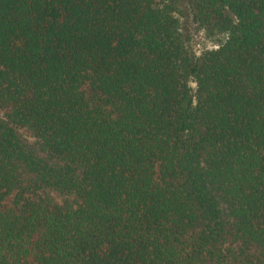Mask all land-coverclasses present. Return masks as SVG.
Here are the masks:
<instances>
[{
    "label": "trees",
    "instance_id": "trees-1",
    "mask_svg": "<svg viewBox=\"0 0 264 264\" xmlns=\"http://www.w3.org/2000/svg\"><path fill=\"white\" fill-rule=\"evenodd\" d=\"M182 1L0 0V264H264V0Z\"/></svg>",
    "mask_w": 264,
    "mask_h": 264
},
{
    "label": "rangeland",
    "instance_id": "rangeland-1",
    "mask_svg": "<svg viewBox=\"0 0 264 264\" xmlns=\"http://www.w3.org/2000/svg\"><path fill=\"white\" fill-rule=\"evenodd\" d=\"M181 9L184 12V15L181 16V20L183 22V31L185 33H190L192 35L191 45L193 51L196 55H200L202 51L207 49H212L219 44L221 40V35L215 38H209L205 34L204 30L198 29L196 25L191 20V13L189 10V5L186 0H183L181 5ZM12 199L11 195L7 198V201Z\"/></svg>",
    "mask_w": 264,
    "mask_h": 264
},
{
    "label": "built area",
    "instance_id": "built-area-1",
    "mask_svg": "<svg viewBox=\"0 0 264 264\" xmlns=\"http://www.w3.org/2000/svg\"><path fill=\"white\" fill-rule=\"evenodd\" d=\"M218 46V45H217ZM217 46H215L214 48H216Z\"/></svg>",
    "mask_w": 264,
    "mask_h": 264
}]
</instances>
